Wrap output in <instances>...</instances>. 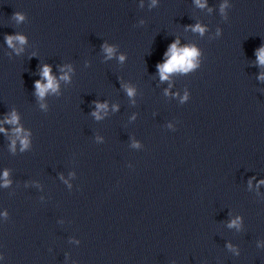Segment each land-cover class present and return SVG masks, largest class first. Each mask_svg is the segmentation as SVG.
I'll use <instances>...</instances> for the list:
<instances>
[{
  "label": "clouds",
  "instance_id": "1",
  "mask_svg": "<svg viewBox=\"0 0 264 264\" xmlns=\"http://www.w3.org/2000/svg\"><path fill=\"white\" fill-rule=\"evenodd\" d=\"M17 18L23 19V17L21 16H18ZM196 30L203 31V29H200L199 26H197ZM16 39L20 40L21 43L24 42L23 37H16ZM7 40L9 45L11 46L12 37H8ZM106 51H108L109 54H111L112 50L106 49ZM169 54H170L169 59L164 64L157 66L161 72L162 79H166L167 77L165 74L170 73L174 70L182 69L184 71H187L189 68L193 66L190 58L197 55L195 49H191V50H189L188 48L177 49L176 43H173L169 46L168 53H166V55ZM121 59H123V57H121ZM258 59L260 63L264 64V49H260ZM43 76L47 80V84L42 85L39 81L36 82V88L41 96H43L48 89L55 90L56 87L54 80L50 75V69L48 66L44 67ZM131 94H132L131 90H129V95ZM14 120L15 117H13V121L10 122H14Z\"/></svg>",
  "mask_w": 264,
  "mask_h": 264
}]
</instances>
